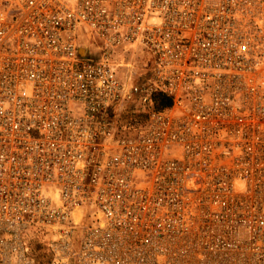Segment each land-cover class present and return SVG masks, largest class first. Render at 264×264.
Instances as JSON below:
<instances>
[{"label": "built area", "instance_id": "built-area-1", "mask_svg": "<svg viewBox=\"0 0 264 264\" xmlns=\"http://www.w3.org/2000/svg\"><path fill=\"white\" fill-rule=\"evenodd\" d=\"M0 264H264V0H0Z\"/></svg>", "mask_w": 264, "mask_h": 264}, {"label": "trees", "instance_id": "trees-1", "mask_svg": "<svg viewBox=\"0 0 264 264\" xmlns=\"http://www.w3.org/2000/svg\"><path fill=\"white\" fill-rule=\"evenodd\" d=\"M156 104L159 108L168 107L171 105V100L168 97L160 94L156 96Z\"/></svg>", "mask_w": 264, "mask_h": 264}, {"label": "rangeland", "instance_id": "rangeland-1", "mask_svg": "<svg viewBox=\"0 0 264 264\" xmlns=\"http://www.w3.org/2000/svg\"><path fill=\"white\" fill-rule=\"evenodd\" d=\"M141 66V64H139Z\"/></svg>", "mask_w": 264, "mask_h": 264}]
</instances>
